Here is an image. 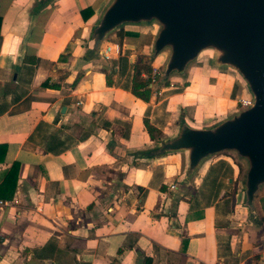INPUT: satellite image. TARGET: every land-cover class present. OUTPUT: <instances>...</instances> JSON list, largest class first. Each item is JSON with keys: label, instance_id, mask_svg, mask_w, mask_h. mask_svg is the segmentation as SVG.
Segmentation results:
<instances>
[{"label": "crops", "instance_id": "1", "mask_svg": "<svg viewBox=\"0 0 264 264\" xmlns=\"http://www.w3.org/2000/svg\"><path fill=\"white\" fill-rule=\"evenodd\" d=\"M38 1L0 0V200L10 203L0 208V264H264V189L260 224L239 191L235 212L226 209L244 169L234 155L206 161L187 184L184 153L139 155L183 112L209 125L237 111L247 96L237 76L195 66L188 84L152 85L145 102L131 92L130 68L120 70L149 54L152 31L140 39L126 32L143 29H122L102 45L103 54L118 43L121 58L101 60L88 37L110 0L37 10Z\"/></svg>", "mask_w": 264, "mask_h": 264}, {"label": "water", "instance_id": "2", "mask_svg": "<svg viewBox=\"0 0 264 264\" xmlns=\"http://www.w3.org/2000/svg\"><path fill=\"white\" fill-rule=\"evenodd\" d=\"M53 0H39L37 10ZM152 31L151 62L161 60L153 88L172 79L188 82L203 54L213 53L208 67L232 72L250 103L209 125L182 117L173 133L139 153L142 159L186 155L181 183H188L206 161L225 153L244 166L240 207L260 224L256 209L264 189V0H110L90 29L89 55L102 54L103 43L122 29Z\"/></svg>", "mask_w": 264, "mask_h": 264}, {"label": "trees", "instance_id": "3", "mask_svg": "<svg viewBox=\"0 0 264 264\" xmlns=\"http://www.w3.org/2000/svg\"><path fill=\"white\" fill-rule=\"evenodd\" d=\"M90 14L87 16L84 11H81V16L83 20L87 21L92 16V11L90 9H85ZM1 24V18H0ZM120 37L124 36V33L119 34ZM133 36V35H131ZM130 68L132 84H131V92L137 98L148 102L150 100L152 94V65L147 62L146 57L144 55H139L135 58V61L132 64H129L128 59L124 58L122 60V66L120 70V74H125ZM78 80L75 82V84ZM145 125L147 131L153 140L156 139L155 128L149 123V121H145ZM18 173V164L13 165L11 171L7 175L5 179V186H10L12 180L14 179ZM16 180V179H15ZM228 187H231L230 185Z\"/></svg>", "mask_w": 264, "mask_h": 264}, {"label": "rangeland", "instance_id": "4", "mask_svg": "<svg viewBox=\"0 0 264 264\" xmlns=\"http://www.w3.org/2000/svg\"><path fill=\"white\" fill-rule=\"evenodd\" d=\"M144 31H146V30H140V31H128V32H126V34H128V35H136L137 37L136 38H140V39H143V38H147L148 39V37L147 36H145V35H149V34H144ZM149 33V32H148ZM118 38H119V36L118 35H116ZM145 57H146V60H147V62H149L150 63V65H152V68H153V71H154V69H158V71H160V66H161V59H158V61H153V62H151L150 61V57H149V54H147V55H144ZM213 56V53H211V52H207V53H205V54H203V56L198 60V61H196L195 62V66H205V67H208L209 65H208V59H210V57H212ZM156 67H155V66ZM194 66V67H195ZM193 67V68H194ZM192 68V69H193ZM209 68V67H208ZM192 69L190 70V77H189V79L191 78V76H192ZM153 71H152V83H153V85L154 84H156L157 82H158V79H159V75L156 77V79H155V81H153V79H154V77H153ZM230 73L232 74V72L230 71ZM189 81V80H188ZM170 83V82H169ZM186 84H188V82H183L182 81V85H186ZM162 87V86H161ZM211 106V104H210V102H209V104H208V106L207 107H210ZM182 116L177 120V122H176V124L179 122V120L182 118V117H185L186 115L184 114V112L181 114ZM187 117V116H186ZM188 118V117H187ZM222 117H219V118H216L215 119V121H217V120H219V119H221ZM189 119V118H188ZM190 121H192L191 119H189ZM193 122V121H192ZM196 124V123H195ZM205 124H207V123H199V124H197V125H205ZM170 135V134H169ZM220 159H225V160H227V161H229L230 163H234V159L232 158V154H228V153H225V155L224 156H221L220 157ZM239 169V168H238ZM244 175H243V172L240 174V175H237V176H235L234 178H233V181H232V187H230L229 189H227V191H229L228 193H229V196H230V198L229 199H227V207H226V209H227V211H229L230 213H234L235 212V209H236V205H237V203H238V200H239V197H238V200H237V197H235V193L237 192V191H240L239 189L241 188V182H242V180H243V177ZM241 211V210H240ZM231 216V215H230Z\"/></svg>", "mask_w": 264, "mask_h": 264}, {"label": "built area", "instance_id": "5", "mask_svg": "<svg viewBox=\"0 0 264 264\" xmlns=\"http://www.w3.org/2000/svg\"><path fill=\"white\" fill-rule=\"evenodd\" d=\"M121 56H122L121 47L118 43L112 44L103 50V57L106 61H113V60L118 61L121 58ZM158 75H159L158 69H154L153 81H155V79ZM249 103H250V101H249L248 96H245L244 98H241L239 100V107L248 105ZM175 188H176L175 185L171 186V189H175ZM8 205H10L9 202L0 200V208H3V207L8 206Z\"/></svg>", "mask_w": 264, "mask_h": 264}]
</instances>
